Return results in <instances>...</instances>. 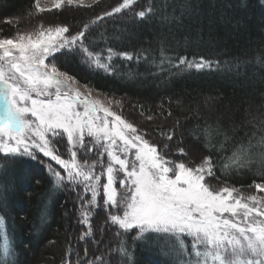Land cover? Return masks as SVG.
I'll return each mask as SVG.
<instances>
[{"label":"snow or ice","instance_id":"6c2138e0","mask_svg":"<svg viewBox=\"0 0 264 264\" xmlns=\"http://www.w3.org/2000/svg\"><path fill=\"white\" fill-rule=\"evenodd\" d=\"M98 4L99 0H33L34 11L28 15L39 19L36 27L0 35V169L9 161L19 163L20 179L29 182L25 161L47 158L51 188L67 186L77 193L79 223L86 227L79 240L95 239L94 215L104 210L103 231L115 229L117 242L108 254L122 255L126 264H135L126 243L133 232L137 241L155 239L166 264H264V182L253 181L249 188L255 192L244 195L216 175L217 168L233 174L258 164L264 181V119L253 116L245 121L251 124L250 133L239 138L219 125L198 126L196 139L202 138L210 153L225 154L218 160L209 154L197 163L180 145L178 156H173L170 142L179 121L167 133H159L169 143L154 142L142 124L113 109L120 100L105 104L93 98L90 89L85 95L79 82L56 63L58 54L78 51L85 64L110 69L113 49H107L105 57L86 44L92 27L118 14L134 12L143 19L154 11L149 5L137 12L136 0H117L75 32L71 25L43 19V14L66 7ZM118 55L133 59L127 52ZM213 63L204 57L199 62L180 57L172 66L203 70ZM103 243L97 241V251ZM14 253V246L0 248V264H15ZM71 255L70 247L62 264H71ZM105 255L93 253L89 260L85 248L78 264H111Z\"/></svg>","mask_w":264,"mask_h":264},{"label":"trees","instance_id":"16d2710c","mask_svg":"<svg viewBox=\"0 0 264 264\" xmlns=\"http://www.w3.org/2000/svg\"><path fill=\"white\" fill-rule=\"evenodd\" d=\"M116 2L99 0L92 8L66 7L55 14H43V19L78 29ZM32 4L33 0H0V35L36 27L39 19L28 15ZM149 5L154 11L143 19L128 12L92 27L86 44L105 57L107 49H113L110 69L85 64L78 51L58 54L56 63L79 84L120 100L118 111L142 124L154 142L169 143L159 133H167L179 121L170 142L173 156H178L176 146L180 145L197 163L202 155L211 154L218 160L225 154L210 153L203 139H196L198 126L203 128L206 122L219 125L239 138L250 133L251 124L245 121L253 116L264 119V0H136L135 11ZM121 52L133 54V59L121 58ZM180 57L190 62L204 57L214 63L203 70L173 67ZM46 160L25 161L29 182L20 179L19 163L9 161L0 169V242L3 237L6 245L14 246L15 264H62L70 247L71 264H78L85 248L89 260L93 253H106L111 264H126L122 255L108 254L117 242L113 239L115 229L103 231L104 210L94 215L95 239L79 240L86 227L79 223L77 193L67 186L51 188ZM258 168L257 164L233 174L217 168L216 175L248 195L255 192L254 187L249 188L253 181L264 182ZM134 236L135 232L129 234L126 243L135 264H166L155 239L137 241ZM101 239L104 243L97 251Z\"/></svg>","mask_w":264,"mask_h":264},{"label":"rangeland","instance_id":"374dc122","mask_svg":"<svg viewBox=\"0 0 264 264\" xmlns=\"http://www.w3.org/2000/svg\"><path fill=\"white\" fill-rule=\"evenodd\" d=\"M73 30L76 31L77 28H75L73 26ZM77 87H79L81 92H83L85 95L88 94L89 88H87V87H85V86H83V85H81L79 83H78ZM91 95H92L93 98L101 99L105 104H107L109 100H112L113 102L115 101V100L110 99V98H108L106 96L100 95L99 93H96L93 90H91ZM112 107L117 113H120V111H118V106H116L114 103H113ZM65 144H66V138H65ZM65 158H68V154L66 152H65ZM45 159H47V158H45ZM6 244H7V242H6L5 238L2 237V240L0 242V248L4 247Z\"/></svg>","mask_w":264,"mask_h":264}]
</instances>
